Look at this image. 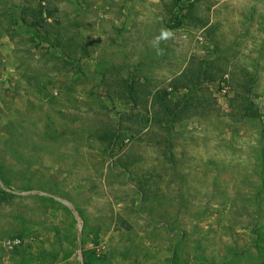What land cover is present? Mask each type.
Wrapping results in <instances>:
<instances>
[{
    "label": "rangeland",
    "instance_id": "374dc122",
    "mask_svg": "<svg viewBox=\"0 0 264 264\" xmlns=\"http://www.w3.org/2000/svg\"><path fill=\"white\" fill-rule=\"evenodd\" d=\"M0 264H264V0H0Z\"/></svg>",
    "mask_w": 264,
    "mask_h": 264
},
{
    "label": "trees",
    "instance_id": "16d2710c",
    "mask_svg": "<svg viewBox=\"0 0 264 264\" xmlns=\"http://www.w3.org/2000/svg\"><path fill=\"white\" fill-rule=\"evenodd\" d=\"M33 34L36 35V37L38 36V32L37 31H34ZM132 101L134 102L133 99H132ZM133 102H132V104H135ZM157 103L160 104V108L162 109V112H161L162 113V125H165L167 128H170L172 120H173V118H174V116L176 114V109H177L176 107H178V105L174 106L175 107V109H174V107H171L170 104L168 105L166 101L158 100Z\"/></svg>",
    "mask_w": 264,
    "mask_h": 264
},
{
    "label": "built area",
    "instance_id": "2783aa9c",
    "mask_svg": "<svg viewBox=\"0 0 264 264\" xmlns=\"http://www.w3.org/2000/svg\"><path fill=\"white\" fill-rule=\"evenodd\" d=\"M190 1H193V0H190ZM199 43H202L203 42V36H198L197 37ZM222 92L224 93L225 92V89H222ZM21 245V240L18 239V238H15V239H8V240H4L2 242V246L4 248L5 251L7 252H12L14 251V249L18 246Z\"/></svg>",
    "mask_w": 264,
    "mask_h": 264
}]
</instances>
